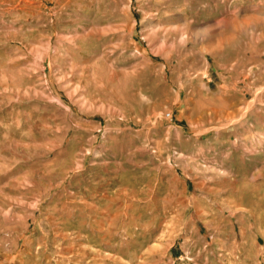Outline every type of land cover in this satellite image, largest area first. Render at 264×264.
Segmentation results:
<instances>
[{
	"label": "rangeland",
	"instance_id": "374dc122",
	"mask_svg": "<svg viewBox=\"0 0 264 264\" xmlns=\"http://www.w3.org/2000/svg\"><path fill=\"white\" fill-rule=\"evenodd\" d=\"M0 264H264V0H0Z\"/></svg>",
	"mask_w": 264,
	"mask_h": 264
},
{
	"label": "built area",
	"instance_id": "2783aa9c",
	"mask_svg": "<svg viewBox=\"0 0 264 264\" xmlns=\"http://www.w3.org/2000/svg\"><path fill=\"white\" fill-rule=\"evenodd\" d=\"M167 116H170V114H167Z\"/></svg>",
	"mask_w": 264,
	"mask_h": 264
}]
</instances>
